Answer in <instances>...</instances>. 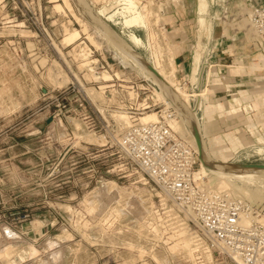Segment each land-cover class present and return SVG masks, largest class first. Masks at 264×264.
<instances>
[{
  "label": "rangeland",
  "instance_id": "1",
  "mask_svg": "<svg viewBox=\"0 0 264 264\" xmlns=\"http://www.w3.org/2000/svg\"><path fill=\"white\" fill-rule=\"evenodd\" d=\"M82 1L90 5L88 0ZM101 1L102 0L91 1L92 4L95 3L94 5H96V8L90 6L97 14L98 11L104 7L100 4H96ZM189 1L191 5L188 8L191 15L189 19H191V21L193 20L191 26L193 25L196 30L200 29V54H196L193 72V82H196V77L199 74L201 75L205 62L201 52L203 48L206 47L207 41L210 40L213 42L214 40L215 43L211 45L212 48L216 45L215 37L217 38V36L221 35L231 37L238 31L247 30L246 27L249 26V19L245 20L243 23H237L236 21H232V13L239 11L240 14H250L251 8H232L229 12V15L232 17H226L227 15L223 11L226 7H224L223 10L218 7V4L221 6L220 1L218 4L217 0ZM0 2L9 4L8 8L5 10H2L0 7V17L3 18L2 22L4 23L0 26V37H2L0 40V148L4 146L15 147L13 151H9L7 154L0 151V160H4L6 157L12 160V165H3L4 163H0V229L7 225L6 222H10L17 225L18 234L22 235L24 232L31 233L29 236L20 235L21 238L19 242H4L6 245L0 247V253L5 251L4 249L9 245L16 246L15 248L20 247L22 250L17 249V254H13L9 259L0 256V264H46L45 261L48 260L49 257L47 245L48 242L53 240L58 242V250H63L65 253L60 264H117L121 258V247L118 245L119 232L117 233V231L110 229H102L98 230L96 233H91L90 236L87 221L91 219L90 216L94 217L95 213L98 214L100 210H105L111 206L113 201L116 202L122 190H127L128 188V191H136V194L139 193L142 195L146 192L142 189L146 188L141 186L140 189L137 188L135 190L134 188L131 189V187H129L130 185L128 186L127 183L119 182L115 176L108 172L111 170L112 161V158H107L110 152L103 151L99 144L79 140L75 134L72 135L69 133L70 130L65 121L64 127L59 128L52 122V109L47 108L46 104L43 102L46 91L66 87L70 82L69 68L75 69L73 67V58L77 51L75 48H77V45L80 44L79 42L84 39V35L89 39V35L96 34L93 38L99 45L102 44L101 40L104 41L105 39L98 37L97 32L94 31L96 30L95 26H93L91 22L89 23L90 20L84 17L82 12L86 16H90L89 13L82 9L83 5L87 3L81 5L79 4V0H0ZM134 2L139 11H142L143 8L140 9L138 7L137 1L135 0ZM150 4L151 3L147 6L149 11V14H147L148 31L143 27L140 21L136 18L133 19L131 16L129 17L128 26H126L125 17L130 14L126 13L127 16H123V7L118 10V13L123 16L122 24L124 27L128 29L142 28L147 33V39L133 31L129 33L128 37H124L116 28L108 23L105 17L98 15L115 29L114 31L118 33L122 40L127 41L131 34L141 39L142 44H144H141L142 46L139 47L140 56L143 57V59L146 57L152 62L155 61L152 54L158 47L159 42V36L157 34L159 31H163L162 33L166 35L167 44L173 50L174 67L176 69L175 51L170 42V33L173 30L178 33L180 24L178 23V26L174 24L171 21V16L175 14L182 16L188 10H185L186 6L182 4V0H170L166 5L157 8V10L159 9V14L161 13L159 15L154 9L156 7ZM57 5L61 6V10L56 8ZM79 5L82 12L78 8ZM230 7L232 6L228 8L230 9ZM115 12L117 11H113V13ZM113 13L111 15H114ZM8 15L14 18L17 17L19 20H30L34 17L43 19V34L36 37L37 35L32 32H19L18 34L21 35V38L12 39L9 36L16 34V31H10L11 29L8 28L7 22L11 19L7 17ZM149 17H151V20ZM153 19L158 20L155 23ZM153 22L154 26L152 25ZM84 23L87 24L85 25ZM66 25L69 26H67L69 29L72 26L73 29H77L82 33V38L75 42V44L69 46L63 44L64 38L68 34L65 30ZM85 26L88 27L89 33L84 31ZM163 26H166L165 30L162 29ZM151 27L152 29H150ZM151 33L157 38L154 40L151 38L150 40L148 35ZM235 39L236 38H234V40ZM225 40L226 39L218 41V45L222 43L226 45L233 44L232 48L237 49V44ZM105 42L107 41L105 40ZM13 44H16L15 47H17L15 52L10 48V45ZM31 44L33 45L32 48L29 46ZM107 44L112 48L109 43ZM128 44L132 46L129 42ZM18 52H22L23 55ZM259 57L263 60L262 56ZM44 59L45 61L47 60L45 65H43L44 63L42 62ZM54 64L59 65L68 76V83L66 85L57 86L48 78L50 69ZM235 65L236 74L245 76L247 80H249L248 77L250 75L255 77L257 74L256 72H260L261 70L259 64L253 61L249 64L240 62ZM213 70L212 66L209 71L206 69L208 80L211 79ZM139 74L141 76L145 75L142 71H139ZM177 83L181 85V87H188V85H182L180 81H177ZM188 92L198 93L197 91L189 90V87ZM202 92L203 91H201L200 94H202ZM205 94L206 93H204L203 97L192 99V101L194 100V102L201 106V109L204 107V103L201 102H203ZM37 100L38 103H36ZM254 104L255 110H257L256 112L249 111V108H247L249 103L239 106L233 101L217 106L219 110L207 106L205 112L207 116L210 115V111L213 116L219 112L218 115L224 116L223 118L225 120V116H227L229 111L237 114L238 110H242L245 105L246 111H249L247 114L249 113V116L254 114L252 119L247 118L248 122H246L248 125L252 121L258 124L264 121V119H262L264 118V101L258 99L254 101ZM37 105L39 111L38 122L36 121ZM193 109V104L191 102V111L196 113V110ZM8 116H12L13 118L10 124L8 123L10 120L5 121V118ZM230 117L233 119L232 123L235 124H242L246 120L243 113H239L235 118L232 116ZM207 118L210 119L212 117L208 116ZM231 118L229 119L231 120ZM196 119L200 121L198 133H200L201 143H204L203 145L207 148V157L210 159L211 163L214 162L218 167H221L220 165H226L227 167L231 166V164L238 163L264 164V145H258L254 149H246L245 153L239 156L235 155L238 148H245L251 143L249 142L246 144L244 140L246 132L243 126L235 128L237 129L236 133L230 135L229 132L221 133V129H210V132L206 131L205 133L206 127L204 120L201 119L198 113L196 114ZM68 121L70 124L73 122L71 118H69ZM226 125L229 126L227 123ZM37 127L41 130L39 133L36 132ZM192 135L196 138L194 139L199 148L195 132ZM25 152L28 153L24 154ZM86 155H90L91 157H86ZM203 169L208 171V167L202 160L199 172ZM200 176L203 177V175ZM110 181L116 182L119 188L123 189H117L108 194L103 190V183ZM206 182L215 187L217 178L209 175V177L206 178ZM233 184L232 187L235 191L232 194L230 193L233 197L244 198L255 204L264 202V187L262 184L257 187L254 180L233 182ZM136 194L132 193V195ZM90 197L91 200L89 199ZM92 207H94V209H92ZM37 221L41 223L38 227L33 224ZM52 223L54 224L53 228L50 225ZM64 234L73 235L69 240L62 239V241H59L57 237L59 235L63 236ZM91 238H97L98 240H92V242L90 240ZM110 239L113 240L111 241ZM174 244L175 243L172 245ZM30 245L38 249L39 255L29 253L28 247ZM172 245L170 247H172ZM129 249L132 250L133 247ZM27 250L28 252H26ZM218 251L220 252L219 248L215 246L212 248L215 264H235L228 258L222 260V256L219 255L220 253ZM186 253L185 251L174 253L169 248V250L154 256L153 260H148L149 262H139L136 264H166L167 259L169 260L171 257H184V255L188 254ZM173 264L180 263L178 261H173Z\"/></svg>",
  "mask_w": 264,
  "mask_h": 264
},
{
  "label": "built area",
  "instance_id": "2",
  "mask_svg": "<svg viewBox=\"0 0 264 264\" xmlns=\"http://www.w3.org/2000/svg\"><path fill=\"white\" fill-rule=\"evenodd\" d=\"M136 1L140 9L151 3L159 14L157 8L170 0ZM218 1L223 9L226 7L223 10L226 17H232L229 12L234 8L232 3L235 0ZM96 4L102 7L117 5L111 9L112 12L125 5L124 0H102ZM8 5L0 2L2 10L7 9ZM229 6L232 7L229 9ZM232 14V21L237 23L249 19L247 30L238 33L244 36L248 48L264 54V1L262 5L252 7L250 14H240L239 11ZM7 17L11 18L7 22L8 28L16 31V34L9 36L12 39L21 38L19 32H32L36 37L44 32L43 19ZM2 20L0 17V26L4 24ZM108 23L124 37L133 31L147 39V33L142 28H125L120 13ZM162 29L165 30L166 26ZM101 42L98 48L84 35L79 42L80 48L74 54L75 69L69 68L70 82L66 87L46 91L43 98L47 108L52 109V122L59 128L64 127L65 121L70 131L66 130L74 135L73 122L70 124L68 121L71 118L79 122L87 133L106 138L101 148L110 152L107 158H112L108 172L119 182L127 183L131 189L146 188L143 197L131 195L126 198L125 204L120 207L121 214L118 212L119 197L105 210L95 213L94 217L90 216L91 219L87 221L89 235L102 229L119 232L121 258L117 264L153 260L155 255L168 250L172 243L170 238L181 230L191 235L193 254L171 257L167 259L168 264H173V261L180 264H215L214 246L219 248L222 260L228 258L235 264H264V225L261 222L264 202L255 204L233 197L225 191H218L206 182V178L196 177L201 167L199 153L174 130L172 122L177 119L178 113L160 100V86L141 76L132 67L124 66L108 44L103 40ZM10 46L13 52L17 50L16 44ZM18 53L23 55L22 52ZM207 56L203 69L209 71L213 65L210 64L211 54ZM181 84L188 85L191 91L201 92L188 82ZM92 89L100 94L99 98L92 96ZM192 104L199 114L201 108L195 102ZM153 112L158 114V119L144 122L143 116ZM121 116L128 118V124L120 120ZM107 183H103V187ZM246 219L251 221L249 226L244 225ZM6 224L0 229V247L5 245L4 242H19L22 235L31 234H18L15 223ZM50 225L54 227L53 223ZM131 247L132 250L129 249ZM56 250L57 247L49 249L46 264H55L52 253Z\"/></svg>",
  "mask_w": 264,
  "mask_h": 264
},
{
  "label": "bare ground",
  "instance_id": "3",
  "mask_svg": "<svg viewBox=\"0 0 264 264\" xmlns=\"http://www.w3.org/2000/svg\"><path fill=\"white\" fill-rule=\"evenodd\" d=\"M134 1L133 0H124V4L125 5L123 6V8L125 10L124 9L122 10V11H124L123 12L124 13L123 16H127L126 13L130 14L129 16L125 17L126 23H127L126 26H128V22L130 20L129 17L131 16L133 19L136 18L138 21H140L143 24V27L148 31L149 30L148 19H147L148 18L147 14H149V11L147 9L148 7L144 6L142 11H139V9L137 8L136 3ZM85 3L82 0H79V4L83 5ZM218 3H219V1H218ZM69 4H68V6H69ZM116 6L117 5H114V4L111 7L104 6L102 9H100L98 11V14L101 15L102 17H105L107 19V21L109 19L112 20L113 17H115V15H117V13H118V10L115 13L112 12V10H113L112 8H114ZM203 6L205 7L204 4H203ZM60 7L61 6L57 5L56 8L57 9L59 8L58 10H61ZM69 7L71 8V6H69ZM82 9L85 12L89 13V15H90L89 17L92 18V19H90L89 23L91 22V24L93 26H95L96 30H94V31L97 32L98 37L105 39L107 41L106 43H109L112 46L111 49L115 52L116 57L121 60L122 64L124 66H127V67H129V66L132 67L138 73H139V71H142L145 74V75H143L144 78L150 79V80L154 81L157 85H159L160 88H161V90L158 91V95H159L160 100L162 102H164L166 105L176 109V111L178 113L177 114V119H175L172 122V126H173L174 130L181 137H183L186 140H188L195 147V149L197 150V152L200 155L202 154L203 161H204L205 165L208 167V171L206 169H203L202 171L200 170V172L197 173L196 177L208 178L209 175L215 176L217 178V183L215 184V188L218 191H225L229 195H231L235 191V189H233V187H232L233 182L236 183V182H242V181H246V180H254L257 187L259 185H261V184L264 187V170L263 169H255V168L243 167V166H241V167L227 166L226 167V165L225 166L220 165L221 167H218V166L215 165L214 162H213L214 164L211 163L210 159L207 157V153L208 152L206 151L207 150L206 146L203 145L204 143L203 144L201 143V147L199 146V148H198V146L196 144V141H195L196 138L192 134H194V132H196V129L199 132L200 121H198L196 119V114L197 113H194L193 111H191L192 113L190 114L188 112H189V110H191V102L192 103L194 102V100L192 101V99L196 98V97H203L204 93H206V92L203 91L202 94H200V92H198V93H193V92L189 93L188 92V87H186V86L185 87L184 86L181 87V85H179L177 83V81H178L177 80V74H176V69L174 67V53H173V50L171 49V47L167 44L166 35H164L165 33L164 34L162 33L163 31L162 32L159 31L158 34H157L159 36V38H158L159 42H158V47L157 48L155 47L156 49H155V51L152 54L153 57L155 58V61L152 62V61L148 60L146 57L143 59V57H141L137 53H135V51H137L140 54L139 47L144 44V43L142 44L141 39H139L136 35L131 34L130 38L127 39V41L132 45V46H130L127 41L122 40L117 35V33L114 31V29H112L110 26H108L109 24H107V22H105L106 20L104 21L93 10V8L90 9L88 7V5L85 4V5H83ZM112 13L114 15H111ZM150 18L151 17H149V19ZM96 19H97V21H96ZM154 20H155V23H156L158 19H153V21ZM152 25L154 26V22H153ZM155 25H157V24H155ZM67 26L68 25L65 26V30H66V32L68 34L66 33L67 35L64 38L63 44L66 45V46L67 45L69 46V45H73V44H75V42L79 41L80 38H81L82 33H81V31H79L77 29H73L72 26H71L70 29L68 28L69 26L68 27ZM152 27L150 29H152ZM157 29H158V27H157ZM67 30H69V31H67ZM84 31L85 32L89 31L87 26H85ZM94 35H96V34H94ZM94 35H89V39L91 40L90 42L94 46L99 48L101 45H99V43H97V41L93 38ZM148 37L150 38V40H151V38L153 40L155 38H157V37H155V35L153 33L149 34ZM105 40H104V42H105ZM29 46L32 48L33 45L31 44ZM78 48H80L79 45H77V48H75V49L78 50ZM42 62L41 63L43 65H45L47 63V60L45 61V59H44ZM204 64H205V62H204ZM48 78H50V80L53 83H55V85H57V86L58 85L59 86H64V85H66L68 83V76L60 68V66L57 65V64H54L52 66V68L50 69ZM106 78H109V77L106 75ZM90 91H91V94H92V96L94 98H99L100 97V94L98 92H96L94 89H92ZM201 103H203V102H201ZM177 105L179 106V109H178ZM196 106L197 107L199 106L198 103H196ZM200 107L201 106H199L198 108H200ZM180 110L182 112H180ZM193 110H196V109H193ZM157 119H158V114L156 112L147 113V114H145V116H143V121L144 122L156 121ZM191 119L196 122V127H193V126L190 125V124H192L191 123V121H192ZM120 120H122L125 124H128V118L126 116H121ZM73 125H74L75 135H76V137L79 140H81V141L84 140V141H88V142H91V143H96V144H99V145H104L106 143V138L104 136H96V135L87 133L85 130H83V127L81 126V124L79 122L73 121ZM201 164H202V161H201ZM200 175H203V177H201ZM117 189H121V188H119L118 184L116 182H114V181L108 182L103 187V190L105 192H107L108 194H110V192L115 191ZM134 189L136 190L137 188H134ZM138 189H140V188H138ZM142 190H144V189H142ZM132 193L136 194V191H132V190L128 191V188H127V190H122V193H120V195L118 194L119 197H120L119 204L120 205H124L125 201H126V198L129 195L131 196ZM136 195L143 197L145 194L140 195L139 193H137ZM89 199L91 200V197ZM86 201H88V200H86ZM91 204H92V202H91ZM120 205H119V207H120ZM85 208H87V207H85ZM92 209H94V207H92ZM118 212L121 213L120 208H118ZM94 213H95V211H94ZM263 219H261V222L264 225ZM33 224L36 227L41 225V223L39 221H37V222H35ZM250 224H251L250 219H246L244 221V225L245 226H249ZM72 235L71 234H64L63 236L59 235L57 238L59 239V241H62V239L69 240L72 237ZM190 236L191 235L186 230H181V232L175 233L170 238V240H172V243L170 244V246L173 243H175V244L172 245V247L169 246L168 250L170 248L174 253L185 251V252L188 253V254L186 253L187 256H192L194 249H193V240H192V237H190ZM15 247L13 245H9L8 247H6L4 249L5 251L1 250L3 252L0 253V256L2 258L9 259V257L12 256L13 254H15V253L17 254L18 250H22V248H20V247L19 248H15ZM56 247H57V250L52 253L53 254L52 258L54 259V263L55 264H60L62 259H63V257H64V255H65L64 251L63 250H58L59 247H58V242L57 241L53 240V241L48 242V245H47V249L48 250L49 249L52 250V249H54ZM77 248H79V247H77ZM28 249H29V253H32L34 255H37L39 253L38 249L35 246H33V245H30L28 247ZM26 252H28V250ZM143 264H147V263H143Z\"/></svg>",
  "mask_w": 264,
  "mask_h": 264
},
{
  "label": "crops",
  "instance_id": "4",
  "mask_svg": "<svg viewBox=\"0 0 264 264\" xmlns=\"http://www.w3.org/2000/svg\"><path fill=\"white\" fill-rule=\"evenodd\" d=\"M263 1L264 0H235L232 3V6L238 9H244V7L252 8L262 5ZM182 2L183 5L186 6L185 10L188 11L182 16H178L177 14L171 16V21L176 25L179 23L180 27L178 28V33H176V31L174 30L171 31L170 42L175 51V66L178 81H180L181 83L188 82V84H192L194 87H198L199 91L201 90L206 92L203 98L204 107L201 109V112L199 111V116H201V119L204 120V124L206 127L205 133L206 131L210 132V129H221V133L229 132L230 135L236 133L237 129L235 128H240L243 126L246 132L244 140L246 141V144H248L249 142L251 143L249 146L247 145L248 147L246 146L245 148H238V151L235 153L236 156L244 154L246 149H254L258 145H264V121L258 124L253 123V121L250 122L249 125L247 123V118L252 119V116L254 115L252 114V116H249V113L247 114V112L257 111L254 108V101H257L258 99L264 101V54L256 53L248 48L245 45L246 40L244 39V36L242 34H239L238 32H236V34L231 37L224 35L217 36V38H214L216 40V45L211 48V45H213V43L215 42L214 40L213 42L208 40L205 45L206 47H204L201 52L203 59H207V55L209 53L211 54L210 64L213 65L214 69L212 71L211 79L208 80V74L206 73V70L202 68L201 75L199 74L197 76L198 78L196 77V82H193L196 54H200V29L196 30L194 29L193 25L191 26L193 20L191 21V19H189L191 15L188 9L189 6H191L190 1L182 0ZM218 7L223 10L222 4L221 6H219L218 4ZM234 38L236 39L234 40ZM222 39H226L227 41H231L232 43L237 44L239 48H232L233 44L226 45L225 43H222L218 45V41ZM259 56H262L263 60ZM251 61L257 62V64H259V68H261L260 72H256L257 74L255 77L250 75L248 77L249 80H247L245 76L236 74L235 64L240 62L249 64ZM229 101H233L236 105L238 104L239 106L241 104L249 103V105L247 106V108H249V111H246V106L244 105L242 110H238L237 114L231 113V111H229V113H227V116H225V120L223 118L224 116L218 115L219 112H217L213 116L211 115V111L210 115L208 116L212 118H207L208 116L205 112L207 106H211L214 109L219 105L228 103ZM36 103H38V100L36 101ZM36 107V121L38 122V105ZM239 113L244 114L246 118L245 122L247 121V124L245 122L242 124L232 123L233 119L230 116L235 118ZM229 118H231V120ZM12 119V116H8L7 118H5V121L10 120L8 122L10 124L13 121ZM226 123L229 126H227ZM39 131L41 130L39 129V127H37L36 132L39 133ZM14 149V146H4L3 148H0V151H3L5 154H7V152L13 151ZM27 153L28 152H25L24 154ZM0 163H4L3 165H12V160L6 157L4 160H0Z\"/></svg>",
  "mask_w": 264,
  "mask_h": 264
},
{
  "label": "water",
  "instance_id": "5",
  "mask_svg": "<svg viewBox=\"0 0 264 264\" xmlns=\"http://www.w3.org/2000/svg\"><path fill=\"white\" fill-rule=\"evenodd\" d=\"M87 3V2H86ZM88 4V3H87ZM88 7L91 9L92 7L88 4ZM78 8H79V10H81V12H82V9L80 8V5L78 6ZM82 14L84 15V17L87 19V20H90V19H92V18H90V17H88V16H86L83 12H82ZM105 23V22H104ZM108 26H110L111 27V25H108ZM112 29H114L113 27H111ZM115 30V29H114ZM117 33V32H116ZM117 35H118V33H117ZM119 36V35H118ZM135 53H137L139 56H140V54L137 52V51H135ZM178 106V105H177ZM178 109H179V106H178ZM180 112H182L181 110H180ZM188 113H192L191 112V110H189V112ZM192 120V119H191ZM190 120V121H191ZM191 123L192 124H190L191 126H193V127H196V122L195 121H191ZM196 132H197V134H196ZM196 132H195V136L197 137V140H198V144H199V146L201 147V140H200V133H198V131H197V129H196ZM199 158H200V161H202L203 160V156H202V154L200 155L199 154ZM239 166H243V167H250V168H255V169H263L264 170V164H242V163H238V164H231V167H239Z\"/></svg>",
  "mask_w": 264,
  "mask_h": 264
}]
</instances>
